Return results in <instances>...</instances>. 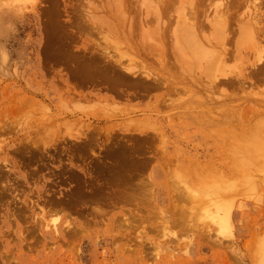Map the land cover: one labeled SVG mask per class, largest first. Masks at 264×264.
Segmentation results:
<instances>
[{
  "label": "rangeland",
  "instance_id": "obj_1",
  "mask_svg": "<svg viewBox=\"0 0 264 264\" xmlns=\"http://www.w3.org/2000/svg\"><path fill=\"white\" fill-rule=\"evenodd\" d=\"M190 1L0 0V264H264V35L244 32L264 0L235 2L227 45L209 23L227 0H206L212 42L184 56ZM103 53L189 87L117 97L77 77Z\"/></svg>",
  "mask_w": 264,
  "mask_h": 264
},
{
  "label": "bare ground",
  "instance_id": "obj_2",
  "mask_svg": "<svg viewBox=\"0 0 264 264\" xmlns=\"http://www.w3.org/2000/svg\"><path fill=\"white\" fill-rule=\"evenodd\" d=\"M116 1V0H115ZM206 0H192V1H190V3L192 2V5L194 6H192L191 8H192V16H193V18L197 21H190V20H188L189 21V23L187 22V20L185 21V28L187 29V30H189V32L191 33H188V34H190V35H188V34H186V32H184L185 34H186V36H188L189 37V39H187L188 40V43L189 44H186V46L188 47H186V46H184L185 44L184 43H186V40H184V42H183V46H184V48L182 47V45H181V47H178V49L180 48V50L183 48V54L185 53V50H189L188 51V53H191V50H192V52H193V54H194V56H195V53H198L197 51L199 50H196L197 48H199V45L201 44V42L199 43V41H200V34L198 35L197 34V30L199 29V33H200V31L202 30L203 31V27L200 25V23H202L201 22V19L203 18V17H205V19L207 18L208 19V17L206 16V12H208V11H206L205 10V8H203L202 9V6H203V4H204V2H205ZM226 1V0H225ZM239 0H227V4H226V6L227 7H224V8H226L225 10H224V12L225 13H223V12H221V14L223 13L224 15V17L223 16H215V17H217V19H218V21H220V22H218V21H216L217 19L215 18L213 21L211 20V22L209 21V23L212 25V27L213 26H215L216 27V29H215V27H209L210 29H213V30H215L216 32H219V31H221V32H225L224 33V39H222L221 40V42L223 41V44H226L227 45V43H224V42H226V38L228 37V35L229 36H231V32L232 31H230V29L232 28V23L236 20V16L234 15V14H236V13H234L233 14V9L232 8H234L235 7V2H237V3H239L238 2ZM243 2H244V0H242ZM257 1V0H256ZM208 2V1H207ZM206 3V2H205ZM220 3V2H219ZM224 3V2H223ZM105 4V3H104ZM130 4V3H129ZM132 4V3H131ZM241 4V3H240ZM131 6V5H130ZM166 6V5H165ZM188 6V5H187ZM240 6V5H239ZM242 6V5H241ZM214 8V7H213ZM131 9V8H130ZM194 9V10H193ZM235 9V8H234ZM238 9V8H237ZM242 10V9H241ZM244 10V9H243ZM258 10V9H257ZM256 10V11H257ZM165 11V10H164ZM164 11H162L160 14H161V19H163L164 17H166V16H168V15H165V13H164ZM194 11V12H193ZM131 12H133V11H131ZM171 12V11H170ZM249 12H251L250 10H249ZM253 12V11H252ZM217 13V12H216ZM220 13V12H219ZM242 13V12H241ZM180 14V13H179ZM218 14V13H217ZM220 14V15H221ZM257 14V13H256ZM165 15V16H164ZM187 15H189V14H187ZM208 15V14H207ZM245 15H246V13H245ZM178 16V15H177ZM190 17H191V13H190V15H189ZM211 16V15H210ZM239 16V15H238ZM252 16H253V14H252ZM251 15L249 16L248 15V17H251V18H253V24H254V26L252 25V24H250V26L247 28V29H245L244 30V32L245 31H249V32H246L247 34H248V36L249 37H251L252 39L255 37V38H258V37H260V34H263L264 35V27H262V25H261V20L259 21V20H257V15L256 16H254V17H252ZM221 17H223V19L221 18ZM240 17V18H239ZM239 17H237V18H239V19H241L242 18V16H239ZM158 18V17H157ZM221 18V19H220ZM147 19V18H146ZM165 19V18H164ZM176 19V18H175ZM178 19V18H177ZM187 19V18H186ZM189 19V18H188ZM220 19V20H219ZM248 19V18H247ZM160 20V19H159ZM179 20V19H178ZM193 20V19H192ZM243 20V19H242ZM249 20V19H248ZM252 20V19H251ZM147 21V20H146ZM145 21V22H146ZM164 21V22H163ZM165 21L166 20H162V22L165 24ZM207 21V20H206ZM159 22V21H158ZM161 22V23H162ZM167 22V21H166ZM191 22V23H190ZM215 22V23H219L220 25L218 26L217 24L215 25V23H214V25H213V23ZM248 22H250V20L248 21ZM148 23V22H147ZM203 24V23H202ZM209 24V25H210ZM237 24V23H236ZM243 24V23H242ZM248 25H249V23H247ZM123 25V24H122ZM139 25H142V27L144 26L143 25V23L141 22ZM138 25V26H139ZM200 25V26H199ZM241 25V24H240ZM239 25V26H240ZM118 26V25H117ZM125 26H126V24H125ZM125 26H123L124 28H125ZM137 26V25H136ZM162 26H163V24H162ZM165 27H162L163 29H162V35L164 36V34H167V31H168V28H169V23H167L166 25H164ZM245 26V25H244ZM115 27V26H114ZM127 27V26H126ZM132 27H134V26H132ZM146 27H148L147 26V24H146ZM202 27V28H201ZM218 27V28H217ZM242 27V26H241ZM241 27H240V29H241ZM117 28V27H116ZM127 29H129V27H127ZM180 29V28H179ZM158 30H161V29H158ZM184 30V29H183ZM219 30V31H218ZM251 30V31H250ZM113 31V30H112ZM116 31V30H115ZM118 31V30H117ZM184 31H186V30H184ZM206 31V30H205ZM243 34H244V32H243V30H240ZM203 33H205V32H203ZM202 32H201V36L205 39L204 41H206V43H210V42H212L211 41V39L208 37V36H205L204 37V35L205 34H207V33H205V34H203ZM211 33V32H210ZM220 33V32H219ZM239 33V32H238ZM246 33H245V35H246ZM212 34V33H211ZM242 34V35H243ZM217 35H219V34H217ZM220 35H221V33H220ZM223 35V34H222ZM221 35V36H222ZM244 36V35H243ZM188 37H186V38H188ZM201 37V38H202ZM212 37V36H211ZM165 38V37H164ZM202 38V39H203ZM221 38V37H220ZM236 38V37H235ZM262 38V37H261ZM260 38V39H261ZM167 39V38H166ZM201 39V41H203ZM228 39V38H227ZM215 40V39H214ZM220 40V39H219ZM219 40H216V41H219ZM180 41V40H179ZM203 41V42H204ZM229 41V40H228ZM227 41V42H228ZM135 43V42H134ZM133 43V41H132V44H133V47L131 46V48H135V51L136 52H138L139 50H140V48L136 45V44H134ZM206 43H204L205 45H206ZM129 44V43H128ZM163 44V42L161 43V45ZM164 44H165V42H164ZM164 44L161 46L160 45V47H158V49L160 50L159 52H160V54L161 55H163V56H167L168 55V53L167 52H165V47H164ZM203 44V45H204ZM216 44H218V42L216 43ZM228 44H230V43H228ZM130 45V44H129ZM198 45V46H197ZM203 45L201 44V47H203ZM206 46H208V45H206ZM213 46V45H212ZM220 46H221V44H220ZM186 47V48H185ZM197 47V48H196ZM215 47V46H214ZM222 47V46H221ZM130 48V47H129ZM206 48H208V47H206ZM224 48V47H223ZM185 49V50H184ZM209 49V48H208ZM213 49V48H212ZM228 49V48H227ZM132 50V49H131ZM145 50V49H144ZM196 50V51H195ZM211 49H209V51H210ZM221 50V49H220ZM133 51V50H132ZM187 51H186V54H188L187 53ZM206 51H208L207 49H206ZM215 51H217V50H215ZM214 51V52H215ZM219 51V50H218ZM226 51V50H225ZM96 52V51H95ZM98 52V51H97ZM100 52V51H99ZM180 52V51H179ZM182 52V51H181ZM204 52V51H203ZM212 52V51H211ZM228 52V51H227ZM226 52V53H227ZM230 52V51H229ZM139 53V52H138ZM137 53V54H138ZM146 53V52H145ZM199 53H201L200 51H199ZM221 53V52H220ZM220 53H218V54H220ZM224 53V52H223ZM104 54V53H103ZM103 54H101V55H103ZM148 54V53H147ZM186 54H184V56H187ZM206 54V53H205ZM208 54V53H207ZM216 54V53H215ZM217 54V55H218ZM202 55V54H201ZM225 55V54H224ZM223 55V56H224ZM229 55V54H228ZM228 55H227V57H228ZM79 56V57H78ZM85 56V55H84ZM80 57V55H77L76 56V58H74L73 57V61L75 62V65H76V67H77V69H79V71L81 70L82 71V74L84 75H79V76H77V77H79V78H81V81H82V79L83 80H85V81H88V83L89 84H91V85H93V86H96L98 83H101V84H104L105 85V88L108 90V92H110V93H112V94H114L115 93V95L117 96V97H120V95H118V93L116 92V88L117 87H119V86H126V87H128V88H130V89H136V88H139L140 90H142V89H152L153 91L155 90H158V89H162V88H166L168 91H171L173 88H174V84H179L183 89H186L187 90V88L189 87V84H186V86H185V84L182 82V81H179V83H178V81L176 80L175 82L176 83H174L173 81H171L172 83H170V84H165L164 82H162L161 81V79H159V78H157L156 76L158 75V73H154V75L152 74V73H149V72H147V74L145 75V73L143 74V73H140L141 74V77L139 76L140 74H139V71L140 70H138L137 69V72L135 71L136 69H133L135 72H136V75L137 76H139L140 78H142L143 76H144V78H142V80L139 78H137V77H135V78H137L138 79V81H133V80H131L132 78H133V76H135V74H133V70H132V68H130V67H123V65L121 64V62H122V58H124V56H121L120 57V59L119 60H112V59H110V57H109V55H106V54H104L103 56H98V57H96V56H89V57H92L91 58V60H89V61H87L86 62V60L87 59H90L89 57L87 58L86 56L85 57ZM142 56H144V55H142ZM146 56V55H145ZM207 56V55H206ZM211 56H215L210 62H211V64H207L208 66H207V68H205V69H207V71H213V70H217L216 69V66H217V68L219 69V70H217V72L216 71H213V75L215 76V75H218V74H214V73H218V72H220V73H222L221 71H223V70H221L220 71V66L222 67V65L224 66V64L223 63H221V60H220V63L221 64H219V58H218V56L216 57V55H211ZM220 56V55H219ZM232 56V55H231ZM210 57V56H209ZM222 57V56H221ZM233 57V56H232ZM237 57V56H236ZM78 58V60H76ZM79 58H83V59H79ZM86 60H85V59ZM191 59L193 58V57H190ZM195 58V57H194ZM229 58V57H228ZM263 58V57H262ZM261 58V59H262ZM141 59H142V57H141ZM190 59V60H191ZM196 59V58H195ZM208 59H210V58H208ZM207 59V60H208ZM218 60V62H217V60ZM220 59H222V62L224 61V59L223 58H220ZM257 59V58H256ZM85 60V61H84ZM104 61L105 63H104V65H102L101 63H100V61ZM133 60V59H132ZM135 60H136V58H135ZM146 60V59H145ZM165 60H167V57H164V61ZM193 60V59H192ZM216 60V64H215V62H212V61H215ZM130 62H132L131 61V58H130V60H129ZM148 61V60H147ZM196 61V60H195ZM226 61H228V60H226ZM254 61H256V60H254ZM261 61V60H260ZM258 62V61H257ZM256 62V64H254V66L256 67V69L254 70V71H252L254 74H256V75H251V74H249V75H251V78H254L255 77V79H254V82H253V80L251 79V83H255L256 82V78L258 79L259 77H264L263 75H264V67L263 66H260L259 64H260V62H259V64ZM136 63V62H135ZM196 63V62H195ZM248 63V62H247ZM262 63V62H261ZM212 64H214V65H216L215 67H214V65L212 66ZM252 64V63H251ZM252 64V65H253ZM257 64L260 66H258L257 67ZM263 64V63H262ZM261 64V65H262ZM145 65V64H144ZM187 65V64H186ZM189 65H190V63H189ZM211 65V67H214L215 69H212L211 70V68L209 67ZM252 65H250V66H252ZM264 65V64H263ZM169 65H167V67H168ZM182 66V65H181ZM192 65H190L189 67H188V69H186V67H180L181 69H185L187 72H188V74H185V73H183L185 76H189V75H191L190 74V72H191V67ZM194 66H195V64H194ZM194 66H192V67H194ZM244 66H245V64H244ZM248 66V65H247ZM246 66V67H247ZM124 68H126V69H124ZM131 70V72H132V74H133V76H132V74H131V72H130V70ZM195 68V67H194ZM222 68H224V67H222ZM241 68H242V66H241ZM240 68V69H241ZM253 68V66L251 67V69ZM180 69V70H181ZM196 69H197V67H196ZM208 69H210V70H208ZM250 69V70H251ZM129 70V71H128ZM184 70V71H185ZM242 70V69H241ZM248 70V69H247ZM227 71V70H226ZM226 71H224V73L227 75V77L224 79V78H221L222 79V81H220V78H218L217 79V81H219L218 83H221V84H226V85H230V86H235L236 85V82L233 80V78H228V74H227V72ZM134 72V73H135ZM239 72H242V71H239ZM239 72H237V73H239ZM244 72H246V70H244ZM244 72H242V73H239V75H237V76H235V78L236 77H239L240 79H239V81L241 82V78L243 77V73ZM248 72V71H247ZM251 72V71H250ZM251 72V73H252ZM175 73H177V72H173V75H171V78H173V77H175ZM179 73V72H178ZM204 73V72H203ZM249 73V72H248ZM139 74V75H138ZM142 74H143V76H142ZM210 74L212 75V72H210L209 73V76H210ZM248 75V76H249ZM208 75H207V77H208V79H210V77H209ZM212 76L214 79H216L217 77L215 76ZM231 76V75H230ZM245 77H246V83H249V82H247V79H249V78H247L248 76H247V73L244 75ZM252 76H254V77H252ZM85 77V78H84ZM212 77H211V79L210 80H214V79H212ZM224 77V76H223ZM245 77H243L244 79H245ZM250 77V76H249ZM135 78H133V79H135ZM228 78V79H227ZM262 78H261V80H262ZM136 79V80H137ZM175 79H177L176 77H175ZM179 79V78H178ZM232 81H231V80ZM238 79V78H237ZM237 79H235L236 81H237ZM140 80V81H139ZM190 80H192V79H190ZM250 80V79H249ZM248 80V81H249ZM193 81V80H192ZM216 81V80H215ZM216 81V82H217ZM234 81V82H233ZM259 82H260V80H258ZM257 81V82H258ZM210 82H212L211 84L212 85H214L216 82H214V81H210ZM214 82V83H213ZM238 82V81H237ZM243 80H242V82L241 83H245ZM174 83V84H173ZM192 83V82H191ZM194 83V85H195V83H196V81L195 82H193ZM241 83H239V87H237V85H238V83H237V85H236V88H238V89H240L241 90ZM245 83V84H246ZM173 84V85H172ZM217 85H219V84H217ZM185 86V87H184ZM215 86H216V84H215ZM215 86H213V87H215ZM213 87H210V88H213ZM242 87H243V85H242ZM216 88V87H215ZM104 89V88H103ZM143 90V91H144ZM175 90V89H174ZM119 91V90H118ZM135 91V90H134ZM158 91H160V90H158ZM165 91V90H164ZM137 92V91H136ZM146 92H148L147 90H146ZM172 92V91H171ZM174 92V91H173ZM120 93V92H119ZM121 95H122V93H120ZM138 94V93H137ZM136 94V95H137ZM168 94V93H167ZM115 95H113V96H115ZM131 95V94H130ZM144 95V94H143ZM82 97V96H81ZM112 97V96H111ZM126 97V96H125ZM165 97V96H164ZM124 98V97H123ZM138 98V97H137ZM169 98V97H168ZM171 98V97H170ZM125 99V98H124ZM159 100V99H158ZM80 106V105H79ZM81 110V109H80ZM106 112V110H104V113ZM108 112V111H107ZM102 114H103V112H102ZM108 114V113H107ZM103 116H105L106 117V113L105 114H103V115H101V117H103ZM104 118V117H103ZM142 134V133H141ZM145 139H146V137H144ZM150 138V137H149ZM148 138V139H149ZM147 140V139H146ZM124 147V146H123ZM123 147H122V149H123ZM127 147V146H126ZM125 148V147H124ZM128 148V147H127ZM124 152H125V150H123ZM126 152H129V151H126ZM243 152V151H242ZM249 152V151H248ZM121 153V152H120ZM118 154V155H122V154ZM123 153V152H122ZM131 153V152H130ZM241 153V152H240ZM134 154V153H133ZM130 155V154H129ZM123 156L124 157H129L127 154H123ZM120 157H122V156H120ZM132 157V156H131ZM258 157V156H257ZM256 157V158H257ZM136 159V158H135ZM127 160H133V157H132V159H130V157H129V159H127ZM134 161V160H133ZM86 174V173H85ZM90 175V174H89ZM140 186V185H139ZM122 190V189H121ZM135 191V190H134ZM88 192L89 193H93L92 191H89L88 190ZM119 192V191H118ZM132 194V193H131ZM141 194V193H140ZM125 195V194H124ZM130 195V194H129ZM136 195V194H135ZM133 196H134V194H133ZM114 197V196H113ZM125 197V196H124ZM117 198V197H116ZM120 198V197H119ZM119 198H117V199H119ZM126 198V197H125ZM131 198V197H130ZM130 198H128V199H130ZM137 197H135V199H136ZM140 198V197H139ZM113 199V198H112ZM133 199V198H132ZM131 199V200H132ZM134 199V200H135ZM140 200V199H139ZM139 200H137L138 201V203H137V205H139ZM135 202V201H134ZM134 204V203H133ZM141 204V203H140ZM153 209V208H152ZM139 210V209H138ZM147 210V209H146ZM99 212V211H98ZM103 212V211H102ZM151 212V211H150ZM104 213V212H103ZM106 213V212H105ZM136 218V217H135ZM139 219L141 218H143V217H138Z\"/></svg>",
  "mask_w": 264,
  "mask_h": 264
}]
</instances>
